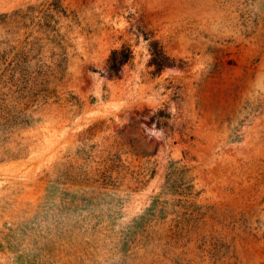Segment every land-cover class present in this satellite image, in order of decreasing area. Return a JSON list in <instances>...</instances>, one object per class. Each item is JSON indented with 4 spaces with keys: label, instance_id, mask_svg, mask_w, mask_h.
Masks as SVG:
<instances>
[{
    "label": "rangeland",
    "instance_id": "obj_1",
    "mask_svg": "<svg viewBox=\"0 0 264 264\" xmlns=\"http://www.w3.org/2000/svg\"><path fill=\"white\" fill-rule=\"evenodd\" d=\"M0 264H264V0H0Z\"/></svg>",
    "mask_w": 264,
    "mask_h": 264
},
{
    "label": "trees",
    "instance_id": "obj_2",
    "mask_svg": "<svg viewBox=\"0 0 264 264\" xmlns=\"http://www.w3.org/2000/svg\"><path fill=\"white\" fill-rule=\"evenodd\" d=\"M158 45L156 43L152 44L151 46V52L153 55V58H151V61L149 62L150 64L156 66V68H160L162 66L167 65V62H162V61H158L157 58H155V56H157L158 53V49H157ZM161 50V54H163V50ZM160 53V52H159ZM120 55V57H119ZM164 55V54H163ZM132 57V52L130 50V48H123L121 51L119 50H113L110 57L108 58L107 61V75L109 77H115L117 76V74L120 72L122 66L127 63L128 61L131 60ZM167 58H165L166 60ZM188 167L186 166V164L180 165L179 167H174V169H172V171L169 173V177L171 178V176H180V177H187L188 178ZM179 178V177H178ZM174 184L176 185L177 182L176 180L173 181ZM187 188H190V186H186Z\"/></svg>",
    "mask_w": 264,
    "mask_h": 264
}]
</instances>
